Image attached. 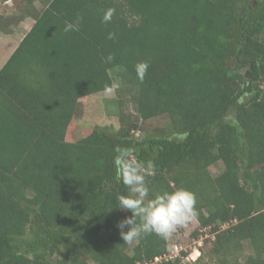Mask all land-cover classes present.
I'll list each match as a JSON object with an SVG mask.
<instances>
[{
  "label": "trees",
  "instance_id": "obj_1",
  "mask_svg": "<svg viewBox=\"0 0 264 264\" xmlns=\"http://www.w3.org/2000/svg\"><path fill=\"white\" fill-rule=\"evenodd\" d=\"M38 1L0 15L6 34L33 21L0 69V264H152L180 246L154 233L123 240L120 150L152 163L151 194H196L191 236L212 239L185 264H264V0ZM115 70L133 114L120 111L114 134L96 127L68 142L80 99L104 92ZM159 117L164 134L135 135Z\"/></svg>",
  "mask_w": 264,
  "mask_h": 264
},
{
  "label": "clouds",
  "instance_id": "obj_2",
  "mask_svg": "<svg viewBox=\"0 0 264 264\" xmlns=\"http://www.w3.org/2000/svg\"><path fill=\"white\" fill-rule=\"evenodd\" d=\"M109 9L104 16V21H110L113 15ZM82 18L78 17L74 23H68L65 31H78ZM113 33H109L112 39ZM113 57L109 55L106 60L111 62ZM147 61L135 65L137 78L143 82L149 70ZM120 87L118 83L105 85L104 91L113 93ZM174 137L183 140L186 133H174ZM117 179L129 189L130 195L119 196V208L131 213L119 221L116 227L126 244L138 242L143 235L156 234L162 239H169L178 227H183L197 218L196 194L185 188H177L175 191H162L151 194L147 177L152 174L151 162H143L132 156L131 150H120L114 158ZM139 221V222H138ZM127 229V231H125Z\"/></svg>",
  "mask_w": 264,
  "mask_h": 264
},
{
  "label": "rangeland",
  "instance_id": "obj_3",
  "mask_svg": "<svg viewBox=\"0 0 264 264\" xmlns=\"http://www.w3.org/2000/svg\"><path fill=\"white\" fill-rule=\"evenodd\" d=\"M34 5L37 8H41L42 4L38 0H0V15L4 17H16L21 14L23 7ZM25 20V19H24ZM33 24L31 18H27L21 25L16 23L12 24V27L16 29L18 35H16L17 41H19L23 35L27 33L30 26ZM13 32V33H14ZM7 44V45H6ZM10 41L8 43L0 40V64L4 58L10 53ZM15 47V44L11 48ZM120 71L115 70L111 73L113 77V83H118L120 87L113 93L108 94L105 91L94 95L83 97L80 99L77 114L72 119L68 131L66 133V140L68 142H75L86 135L90 134L94 128L106 129L108 133L114 134L119 128V115L120 111L129 112L133 114V108L128 100V96L121 88ZM122 99V105L118 104V100ZM168 128V120L165 117H159L140 124V129L136 131L135 135H141L148 133L152 135L164 134ZM213 176H217L223 171L221 163L215 164L210 168ZM197 222L192 220L183 227H178L175 233L169 238V241H177L182 250L188 254H192V258L189 260H183L182 263H194L200 256V247H205V242L208 239H212L207 230H202L199 233V238L196 240L192 238L191 233L197 226ZM171 242V243H172ZM207 245L206 247H208ZM198 251V252H196Z\"/></svg>",
  "mask_w": 264,
  "mask_h": 264
},
{
  "label": "crops",
  "instance_id": "obj_4",
  "mask_svg": "<svg viewBox=\"0 0 264 264\" xmlns=\"http://www.w3.org/2000/svg\"><path fill=\"white\" fill-rule=\"evenodd\" d=\"M27 19V18H26ZM25 19V20H26ZM25 20H23V21H21L20 23H19V25H21V23H23ZM18 25V26H19ZM33 25V24H32ZM32 25L30 26V28L32 27ZM30 28H29V30H30ZM28 30V31H29ZM14 31H16V29H14L13 30V32ZM27 31V32H28ZM8 33V34H6V33H3V32H0V40L1 41H3V42H6V43H8L9 41H10V43H11V45L10 46H8L9 48H10V53L6 56V58H4V60H3V62L0 64V69L2 68V66L6 63V61L8 60V58L10 57V55L14 52V50L17 48V46L20 44V42H21V40L23 39V37H24V35H23V37L19 40V41H17V39H16V35H18L17 34V32H14V33ZM13 43L15 44V47H13V48H11V46L13 45ZM7 45V44H6Z\"/></svg>",
  "mask_w": 264,
  "mask_h": 264
},
{
  "label": "built area",
  "instance_id": "obj_5",
  "mask_svg": "<svg viewBox=\"0 0 264 264\" xmlns=\"http://www.w3.org/2000/svg\"><path fill=\"white\" fill-rule=\"evenodd\" d=\"M181 250H182L181 246L174 245L168 255H164L163 257H156L152 264H160L162 261H174L175 258L181 257ZM196 252H198V251H196ZM191 258H192V254H189L185 257H181V260L183 262V260L187 261Z\"/></svg>",
  "mask_w": 264,
  "mask_h": 264
}]
</instances>
